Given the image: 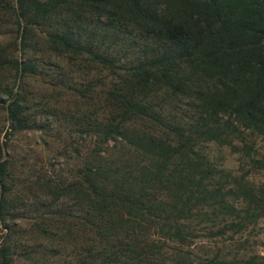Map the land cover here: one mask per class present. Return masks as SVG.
<instances>
[{
  "label": "trees",
  "instance_id": "obj_1",
  "mask_svg": "<svg viewBox=\"0 0 264 264\" xmlns=\"http://www.w3.org/2000/svg\"><path fill=\"white\" fill-rule=\"evenodd\" d=\"M212 140L264 168V0H0V264H264L179 247L264 215V184L207 177Z\"/></svg>",
  "mask_w": 264,
  "mask_h": 264
},
{
  "label": "rangeland",
  "instance_id": "obj_2",
  "mask_svg": "<svg viewBox=\"0 0 264 264\" xmlns=\"http://www.w3.org/2000/svg\"><path fill=\"white\" fill-rule=\"evenodd\" d=\"M147 125H150L149 123ZM223 137L222 139H225ZM221 139V140H222ZM205 141L197 146L198 150L201 153H204L211 162L212 172L208 173L207 177L213 176L214 179L218 178L221 175H225L226 178L229 179L230 184L227 186V193L229 192L230 187L236 188L235 181H239L242 184H247L250 187H254L258 189L261 185L264 184V168H253L249 162V155L247 149H243L242 143H239L240 149H234L231 144H228L227 140L221 141ZM54 145V144H52ZM9 147L11 148V153L15 154L14 157H22L26 154L29 156V159L33 162L36 159H40L39 161H46V152L36 144L35 141V133L33 131H24L16 133L12 140L10 141ZM111 151L108 153L109 160L117 159V154H122L125 150L132 149L130 146L123 147L121 144H112L110 143ZM257 154L255 157L264 158V142H257ZM55 150V149H54ZM20 152V153H19ZM56 154L52 152V157H56L59 159L60 154ZM19 153V155H18ZM17 155V156H16ZM50 155V154H49ZM139 156L129 155V158L136 159ZM57 162V160H54ZM56 169V168H55ZM211 171V170H210ZM240 178V179H239ZM205 218L200 220L199 214L195 216L193 227L196 229L197 235H204L205 232H209L210 230L216 232L223 228V224H215L214 228L211 227L209 230H206L207 226H211V223L208 222ZM229 226H226L228 229ZM2 224L0 222V233L2 231ZM233 237L234 239L240 241V243L232 242L230 240L223 241L224 238ZM150 238L154 241H157L159 238L157 236H150ZM208 243H206V238H197L193 241H197L195 248H189L187 246H179L185 250H189L194 255H201L207 251L215 253L217 249H220L219 254L226 251L229 256V259L233 258H244L249 254L255 253L260 256H264V215L260 216L254 224L242 233H235L234 231H229L225 234L218 235L216 238H207ZM160 244L162 245V239H159ZM247 241V242H246ZM229 242V243H228ZM204 243V244H203ZM248 245V246H247ZM177 244L167 242L161 251L166 253L167 250L172 249ZM239 248V249H237ZM236 249L240 251L241 255H235ZM251 249H253L251 252ZM16 264H32V261L29 259H25L23 257L15 258Z\"/></svg>",
  "mask_w": 264,
  "mask_h": 264
}]
</instances>
